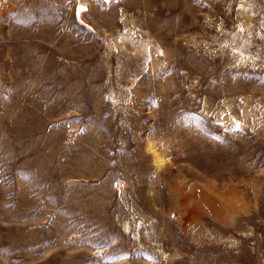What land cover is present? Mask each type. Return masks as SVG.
<instances>
[{
  "label": "rangeland",
  "instance_id": "1",
  "mask_svg": "<svg viewBox=\"0 0 264 264\" xmlns=\"http://www.w3.org/2000/svg\"><path fill=\"white\" fill-rule=\"evenodd\" d=\"M0 264H264V0H0Z\"/></svg>",
  "mask_w": 264,
  "mask_h": 264
}]
</instances>
